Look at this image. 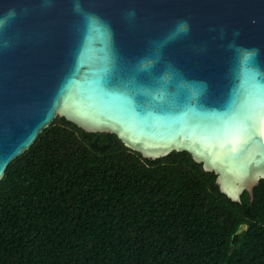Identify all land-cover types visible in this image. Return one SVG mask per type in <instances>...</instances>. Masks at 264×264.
<instances>
[{"label":"water","instance_id":"obj_1","mask_svg":"<svg viewBox=\"0 0 264 264\" xmlns=\"http://www.w3.org/2000/svg\"><path fill=\"white\" fill-rule=\"evenodd\" d=\"M58 115L145 157L188 151L253 195L264 0H0V179Z\"/></svg>","mask_w":264,"mask_h":264},{"label":"trees","instance_id":"obj_2","mask_svg":"<svg viewBox=\"0 0 264 264\" xmlns=\"http://www.w3.org/2000/svg\"><path fill=\"white\" fill-rule=\"evenodd\" d=\"M0 264H264V178L234 200L188 151L58 115L0 179Z\"/></svg>","mask_w":264,"mask_h":264}]
</instances>
